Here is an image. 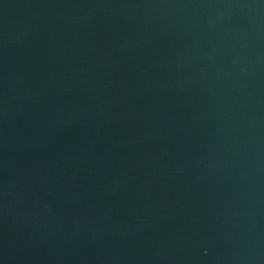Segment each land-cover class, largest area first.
I'll list each match as a JSON object with an SVG mask.
<instances>
[{
	"label": "water",
	"instance_id": "obj_1",
	"mask_svg": "<svg viewBox=\"0 0 264 264\" xmlns=\"http://www.w3.org/2000/svg\"><path fill=\"white\" fill-rule=\"evenodd\" d=\"M0 264H264V0H0Z\"/></svg>",
	"mask_w": 264,
	"mask_h": 264
}]
</instances>
